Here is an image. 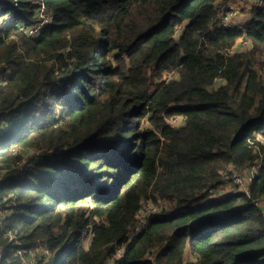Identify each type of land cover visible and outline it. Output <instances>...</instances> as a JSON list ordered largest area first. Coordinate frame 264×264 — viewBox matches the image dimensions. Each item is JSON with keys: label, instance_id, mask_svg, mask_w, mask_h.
Masks as SVG:
<instances>
[{"label": "trees", "instance_id": "1", "mask_svg": "<svg viewBox=\"0 0 264 264\" xmlns=\"http://www.w3.org/2000/svg\"><path fill=\"white\" fill-rule=\"evenodd\" d=\"M43 7L53 20L29 35ZM0 9V264H106L122 247L115 264H264V4L244 29L214 0ZM261 158L249 195L200 206ZM150 200L172 208L129 240Z\"/></svg>", "mask_w": 264, "mask_h": 264}, {"label": "built area", "instance_id": "2", "mask_svg": "<svg viewBox=\"0 0 264 264\" xmlns=\"http://www.w3.org/2000/svg\"><path fill=\"white\" fill-rule=\"evenodd\" d=\"M255 4H259V5H263L264 4V0H252V4L251 7ZM214 5H215V9L219 12L220 15V25L225 27V28H239V29H244V27L247 25V23L250 20V16H246L243 15V13L241 12V5L242 4H238L237 0H214ZM1 11V9H0ZM40 17L44 19V22H42L41 24H39L38 26H35L31 29H29L27 31V33L29 35H39L40 34V30H42V28L44 26H46L48 23H50L53 20V15H47L45 8L43 7L40 10ZM243 45L244 46H249V42L244 41L243 40ZM238 45L235 47L237 48ZM235 49H233L231 51V53H234ZM263 161V158H261V160L259 162H256L255 164H253L252 166L248 167L247 169H245L243 171V175L240 174H236L233 169L237 170V168L235 166H229L226 171L224 170L222 173V177L226 178V182L231 181V183L237 187H239L240 191H235V193L233 194H246L249 195V189H250V185H247L248 187H246L245 191H243V187L246 184L245 183V179L248 178L249 181L252 183L255 176L258 174L259 170L261 169V162ZM7 166V165H5ZM4 173L0 172V184H1V180L3 178ZM250 183V184H251ZM224 184L215 188V189H211L209 190L206 194H205V201L206 202H211V201H215V200H219L221 198H225L224 195L221 196H217V193L223 188ZM232 195V194H231ZM160 202L162 200H159ZM165 202V201H163ZM253 205L257 208H260L262 206V203L259 202L258 200H254L253 201ZM180 211H182V209H179ZM159 209H151V213H158ZM149 214V215H150ZM149 215L144 216V220L142 218L141 223H137L136 226H134L131 229V232L129 234V240H132L133 238H135L136 236H138L142 230L143 227L148 223L147 219L149 217ZM0 227H2L1 223H0ZM123 248V249H122ZM119 248L117 250L116 255H114L112 258H110L106 264H115L116 261L121 260L124 257V247ZM6 253V249L4 246L1 245L0 247V261L2 260L3 255H5Z\"/></svg>", "mask_w": 264, "mask_h": 264}, {"label": "rangeland", "instance_id": "3", "mask_svg": "<svg viewBox=\"0 0 264 264\" xmlns=\"http://www.w3.org/2000/svg\"><path fill=\"white\" fill-rule=\"evenodd\" d=\"M245 6H241L240 8H241V12L243 13V15H246V16H250V10H251V4H252V0H247L246 2H245ZM4 22V20L3 19H1L0 20V25L2 24ZM95 47V46H94ZM93 47V48H94ZM238 47L240 48V49H243L244 51L247 49V47L246 46H244L243 45V41L242 40H240V41H238ZM95 50L97 51L98 50V47H96L95 48ZM178 76L176 75V74H174V75H167V77H165V80H170V79H175V78H177ZM170 123L172 124V125H174V126H178V125H181L182 123H183V121H182V119L179 117H176V118H170ZM260 140L264 143V137H260ZM0 144H2V140H0ZM22 155H23V158H24V161H23V163L24 164H26L28 161H29V159H31V158H33L34 156H35V154H34V151H32V150H26V151H23L22 153H21ZM229 169V168H228ZM226 171V170H225ZM233 171L236 173V174H240V175H243V171H244V169H242V170H239V169H237V170H235V169H233ZM227 180H226V178H224L223 177V183H224V186H223V188L217 193V196H221V195H224V197H228L229 195H233V193H235V191H240V189H239V187H237V186H235V185H233L232 183H231V181H229V182H226ZM245 185H244V187H243V191H245V189H246V187H248L247 185H250V181H249V179L248 178H246L245 179ZM206 203H208V202H206V201H204L202 204H200V206H203L204 204H206ZM161 206H164L163 208L164 209H171L172 208V206L168 203V202H163V201H158V202H154V200H150L149 202H144L143 203V208H142V211H141V213L139 214V218H138V222L139 223H141V221H142V218L144 217V216H146V215H149L150 213H151V209H159L160 210V208H161ZM143 220H144V218H143ZM84 235H85V233H83ZM88 240H89V238H88ZM86 244L88 245V243L86 242ZM0 247H1V245H0ZM123 249V248H122ZM33 253H36V252H33ZM39 254H41V253H39ZM43 255H47V253L45 252V253H42L40 256L39 255H35V254H32L31 255V257H30V259H31V263L30 264H37V261H38V259H41V256H43ZM37 257V258H36ZM40 257V258H39ZM30 261V260H29ZM25 263L26 264H29L28 263V260L27 259H25Z\"/></svg>", "mask_w": 264, "mask_h": 264}, {"label": "crops", "instance_id": "4", "mask_svg": "<svg viewBox=\"0 0 264 264\" xmlns=\"http://www.w3.org/2000/svg\"><path fill=\"white\" fill-rule=\"evenodd\" d=\"M246 1H247V0H237V2H238L239 5H240V4L243 5ZM242 5H241V6H242Z\"/></svg>", "mask_w": 264, "mask_h": 264}, {"label": "bare ground", "instance_id": "5", "mask_svg": "<svg viewBox=\"0 0 264 264\" xmlns=\"http://www.w3.org/2000/svg\"><path fill=\"white\" fill-rule=\"evenodd\" d=\"M91 233H92V231H91ZM3 259V258H2Z\"/></svg>", "mask_w": 264, "mask_h": 264}]
</instances>
